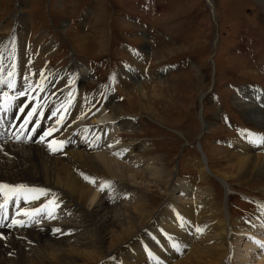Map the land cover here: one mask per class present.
<instances>
[{
    "label": "rangeland",
    "instance_id": "374dc122",
    "mask_svg": "<svg viewBox=\"0 0 264 264\" xmlns=\"http://www.w3.org/2000/svg\"><path fill=\"white\" fill-rule=\"evenodd\" d=\"M209 1L210 7L204 0H0V38L22 23L13 19L20 7L17 18L30 25L23 29V45L54 43V69H66L73 51L90 73L79 92L95 93V109L110 97L107 109L117 102L118 116L133 120L128 138L144 145L139 159L154 163L156 171L147 173L151 180H136L130 208L137 207L141 229L131 238L134 250L158 254L164 244L173 250L166 240L173 219L183 238L193 241L192 209L200 205L199 212L216 216L222 210L226 221L236 223L238 252L249 244L238 264H264L263 234L250 238L264 220L263 184L237 181L222 162L234 141L257 142L262 132L240 108L243 93L264 105V10L251 0ZM202 160L216 173L232 175L228 183L200 179ZM143 168L132 167L138 175Z\"/></svg>",
    "mask_w": 264,
    "mask_h": 264
},
{
    "label": "bare ground",
    "instance_id": "6f19581e",
    "mask_svg": "<svg viewBox=\"0 0 264 264\" xmlns=\"http://www.w3.org/2000/svg\"><path fill=\"white\" fill-rule=\"evenodd\" d=\"M204 1L211 6L209 0ZM251 1L264 10V0ZM20 11L18 7L13 19L22 23L6 38H0V100L5 108L9 102L12 104L7 110L0 109V184L23 185L33 191L9 194L7 204L0 209V234L5 237L0 239V264H238L240 253L248 252L249 244L245 242L238 252L239 238L232 235L236 223L226 221L222 210L219 217L213 211L199 212L200 205H196L198 211L192 209L196 223L188 231L194 242L183 238L181 227L173 219L167 225L166 240L178 245V249L170 250L164 244L163 250H155L158 254L150 248L134 250L131 238L141 229L136 221L137 207L130 208L133 197L138 195L136 180H151L148 175L155 171L154 163L140 161L137 152L145 147L132 136L129 140L135 125L125 114L118 116L117 102L107 109L111 101L108 97L95 109V93L79 92L90 73L77 62L73 51L66 57V69H54L50 65L57 48L54 43L48 47L28 42L23 45V29L29 30L30 25L28 19L17 18ZM9 80L15 85L13 89L8 87ZM138 89L142 94L143 88ZM19 91L26 95L18 96ZM4 94L15 99L4 100ZM243 95L240 114L262 129L257 138L264 136V105L257 98L254 101L248 94ZM21 107L24 112H20ZM34 108L33 116L28 117ZM49 129L55 130L43 141L40 135L33 137L37 132L43 136ZM53 140L64 142L57 151L48 147ZM222 162L229 163L228 169L235 173L237 181L262 183L260 190L264 194V143L258 139L236 140ZM139 164L144 168L138 175L132 167ZM198 171L200 179L213 176L227 183L232 176L219 175L203 160L198 162ZM102 183L107 185L103 191ZM5 198L0 194V204ZM35 209L40 211L34 213ZM13 218L23 221V226L8 227ZM261 225L252 230L256 231L250 236L253 241L262 233L258 239L264 242V220ZM228 241L234 254L228 250ZM122 247L126 250L117 252Z\"/></svg>",
    "mask_w": 264,
    "mask_h": 264
},
{
    "label": "snow or ice",
    "instance_id": "6c2138e0",
    "mask_svg": "<svg viewBox=\"0 0 264 264\" xmlns=\"http://www.w3.org/2000/svg\"><path fill=\"white\" fill-rule=\"evenodd\" d=\"M12 75H13V74L10 72V73H9V77H11ZM25 79L27 80V77H25ZM0 83H3V82L0 81ZM8 87H9L10 89H13V88L15 87L14 83H13L11 80L8 81ZM17 95H18V96H25V95H26V92H25V91H19V92L17 93ZM3 99H4V100H9V101H10V100H13V99H15V98H14V97H8L7 94H4V98H3ZM10 107H12V104L9 102V103L7 104V108H10ZM7 108H5V104H4L3 100H0V109L7 110ZM19 110H20V112H24V108H23V107H21ZM35 111H36L35 108H34L32 111H29V112L27 113V116H28V117H32V116H33V113H34ZM52 115L55 116L56 113L53 112ZM61 119H63V117H61ZM37 123H38V121H37ZM21 127H23V125H22ZM54 130H55V129H49L47 132H45L44 135L41 136V140H42V141L44 140V136H50L51 133H52V131H54ZM32 131H35V128H33ZM17 139H19V136H17ZM257 139L259 140V142L264 143V136L258 137ZM63 143H64L63 141H55V140H53V141H51V142L48 143V147H49V149L52 150V151H57V150H59V148L63 145ZM54 145H55L56 147H53ZM85 179L87 180L88 177H85ZM90 182L94 183V181H90ZM106 186H107V185H105V184L102 183L101 186H100V190L103 191V189H104ZM4 189H8V193H4ZM30 191H33V190H31V189H25L23 185L10 186V185L0 184V194H4L5 197H6L4 203H3V204H0V209H3V208L5 207V204H7V202H8V195H9V194H19V193H21V192H30ZM26 199H27V197H26ZM39 211H40V209H35V210H34V213H35V212H39ZM34 213L24 212L23 214H24V215H32V214H34ZM49 215H51V213H49ZM4 219H7V217H4ZM23 223H24L23 221L16 220L15 218H13V219H12V223L9 224L8 227H12L13 225L23 226ZM0 226H3V225L0 224ZM54 231H59V229H55ZM197 231H200V229L197 228ZM0 239H5V237H4L3 234H0ZM173 247H176V248L178 249V245H175V244H174ZM261 247H264V245H261Z\"/></svg>",
    "mask_w": 264,
    "mask_h": 264
}]
</instances>
